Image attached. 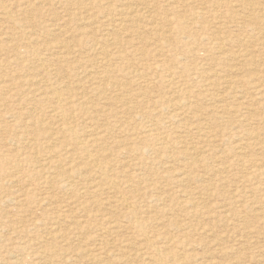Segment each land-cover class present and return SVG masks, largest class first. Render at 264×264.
<instances>
[{
	"label": "rangeland",
	"instance_id": "374dc122",
	"mask_svg": "<svg viewBox=\"0 0 264 264\" xmlns=\"http://www.w3.org/2000/svg\"><path fill=\"white\" fill-rule=\"evenodd\" d=\"M243 1L3 0L16 22L0 13V48L4 50L0 78L12 85L10 92L0 89V114L9 116L0 119V184L4 188L0 193L14 192L32 200L19 213L9 206L8 198L0 203V264H149L142 236L147 232L163 241L158 247L164 249L165 264H264V0H254L251 7V0ZM20 28L36 31L30 39L35 38L33 46L40 51L37 57L26 53L23 40L7 38ZM52 56L61 59L47 63L46 74L39 60ZM249 79L253 83L244 87L242 81ZM27 80L37 85H26ZM39 87L62 90L64 107L74 109L73 116L91 115L90 119L77 118L79 124L85 122L83 129L105 130L100 146L110 155V164L106 163L109 175L120 189L139 182L135 187L138 195L126 193L129 203L136 205L135 213L119 206L123 197L118 192L86 189L91 175L81 152H71L75 157L73 177L61 172L70 166H62L58 172L47 167L46 162L54 159L50 156L60 150L58 143L50 142L59 135L55 118L46 127H34L31 118L46 124L52 113L49 110L57 102L50 98L41 104L45 96L37 94ZM70 95L75 97L70 99ZM193 145L196 149L189 150ZM181 172L184 179L177 182L175 176ZM104 244L107 252L101 250ZM172 255L174 261H169Z\"/></svg>",
	"mask_w": 264,
	"mask_h": 264
},
{
	"label": "bare ground",
	"instance_id": "6f19581e",
	"mask_svg": "<svg viewBox=\"0 0 264 264\" xmlns=\"http://www.w3.org/2000/svg\"><path fill=\"white\" fill-rule=\"evenodd\" d=\"M25 1H27V0H25ZM38 1V0H37ZM173 1V0H172ZM187 1V0H186ZM191 1V0H190ZM243 1V0H242ZM245 1V0H244ZM243 1V2H244ZM249 0H247V2H248ZM252 1V2H251ZM249 3H248V5H250V7H251V5H254L255 3V1L254 0H251ZM258 1V0H257ZM6 2V1H5ZM180 2V1H179ZM186 3V2H185ZM170 4V3H169ZM172 4V3H171ZM247 4V3H246ZM245 4V5H246ZM29 5V4H28ZM129 5V4H128ZM183 5V4H182ZM174 6H175V4H174ZM187 6V5H186ZM255 6V5H254ZM15 7H17L18 8V6H15ZM21 7V5H19V8ZM22 7L23 8H25L23 5H22ZM130 7V6H129ZM247 7V6H246ZM10 8V7H9ZM70 8V7H69ZM68 8V9H69ZM244 8V7H243ZM253 8V7H252ZM16 8H13V10H15ZM179 9V8H178ZM177 9V10H178ZM255 9V8H254ZM263 9H264V7H263ZM128 10V9H127ZM180 10V9H179ZM245 10V9H244ZM250 10V9H249ZM252 10V9H251ZM15 11H17V10H15ZM27 11V10H26ZM25 11V12H26ZM124 11V10H123ZM19 12V11H18ZM23 13H24V11H22ZM125 12V14H126V11H124ZM124 12H122V13H124ZM246 12V11H245ZM248 12V11H247ZM0 13L4 16V18H6L8 21L10 20V21H15L16 22V16H14V15H12L11 13H10V10L8 9V6L6 5V4H4V2H3V0H0ZM14 14H15V12H13ZM26 13H31V11L30 12H26ZM129 13V12H128ZM134 13V12H133ZM237 13V12H236ZM243 13H244V11H243ZM253 13H255V12H253ZM259 13V12H258ZM261 13V12H260ZM259 13V14H260ZM17 14V13H16ZM20 14H21V11H20ZM25 14V13H24ZM131 13H129V15H130ZM134 14H136V15H138L137 13H134ZM218 14V13H217ZM261 14H263V13H261ZM2 15H0L1 17H2ZM22 15V14H21ZM28 15V14H27ZM30 16L32 15V14H29ZM214 15V14H213ZM224 15V14H223ZM226 15V14H225ZM234 15V14H233ZM237 14H235V16H236ZM255 15L257 16V13H255ZM264 15V14H263ZM262 15V16H263ZM26 16V15H25ZM24 16V18H27V17H25ZM123 16H124V14H123ZM135 16V15H134ZM138 16H140V15H138ZM234 16V17H235ZM233 17V16H232ZM239 17V16H238ZM258 17V16H257ZM260 17V16H259ZM3 18V19H4ZM19 18H21L20 16H19ZM30 18V17H29ZM108 18V17H107ZM120 18V17H119ZM134 18V17H133ZM136 18V17H135ZM225 18V17H224ZM247 17H245V19H246ZM255 18V17H254ZM5 19V20H6ZM31 19V18H30ZM126 18L124 17L123 19H121V22H123L124 20H125ZM237 19V18H236ZM81 20H83V19H81ZM242 21H243V19H241ZM261 20V19H260ZM263 21H264V19H262ZM261 20V21H262ZM2 21V20H1ZM7 21V22H8ZM17 21H20V20H17ZM84 21V20H83ZM242 21H239V22H242ZM256 22H258L257 20H255ZM260 21V22H261ZM25 22V21H24ZM127 22V21H126ZM255 22V23H256ZM20 23H22V22H19V24ZM12 24V23H11ZM26 24H30L29 22L28 23H26ZM7 25V24H6ZM21 25V24H20ZM121 25H123V24H121ZM9 26V25H8ZM11 26V25H10ZM9 26V27H10ZM13 26H14V23H13V25H12V29H14L15 30V28H13ZM18 27L19 25H16L15 24V27ZM25 26H27V25H25ZM24 26V27H25ZM29 26V25H28ZM106 26H107V24H106ZM116 26V25H115ZM153 26V25H152ZM21 27H22V25H21ZM57 27V26H56ZM55 27V28H56ZM59 27H61L60 25H59ZM58 27V28H59ZM121 27V26H120ZM124 27V26H123ZM28 28H30V26L28 27ZM117 28V27H116ZM9 29V28H8ZM10 29H11V27H10ZM22 29H24V28H20V30L21 31H19V32H10L9 34H8V37L7 36H5V37H7V38H10V40H16V39H20V40H23V44H25V47L22 45V47L23 48H25L26 49V53H29L30 54V56L31 55H33V56H36L39 52H37V50H36V48H35V46H33L34 44V42H35V38H34V41H33V39L31 38L30 39V37H31V33L34 35V33L36 32H28L27 30H22ZM60 29H62V28H60ZM113 29V28H112ZM31 30V29H30ZM43 30L45 31V29L43 28ZM54 29H52V31H53ZM114 31H115V29H113ZM55 31V30H54ZM58 31V30H57ZM48 32V31H47ZM2 33V32H1ZM39 33V32H38ZM45 34V33H44ZM49 34V33H48ZM6 35V34H5ZM36 35V34H35ZM43 35V34H42ZM50 35V34H49ZM1 36V35H0ZM3 36V35H2ZM38 35H36V37H37ZM41 36V34L38 36V38ZM45 36V35H44ZM47 36V35H46ZM46 36L45 37H43L44 39L46 38ZM6 38V39H7ZM219 38V37H218ZM42 39L40 38V41H41ZM214 40H216V39H214ZM17 41V40H16ZM42 42V41H41ZM40 42V43H41ZM46 42V41H45ZM38 43V42H37ZM44 43V42H43ZM43 43H42V45H41V47L43 46ZM48 43V42H47ZM63 43H64V41H63ZM66 43V42H65ZM13 44V43H12ZM18 44V43H17ZM32 44V45H31ZM45 44V43H44ZM220 44V43H219ZM69 45V44H68ZM56 46V45H55ZM21 47V46H20ZM19 47V48H20ZM40 47V48H41ZM65 47V46H64ZM5 48H7V47H5ZM16 48V46H13V49H15ZM53 49L55 48V47H52ZM9 49H10V47H9ZM12 48L10 49V50H13ZM53 49H52V51H53ZM68 49V48H67ZM16 50V49H15ZM21 50V49H20ZM51 50V49H50ZM50 50H48V51H50ZM62 50V49H61ZM68 52L69 51H71V50H67ZM80 51V50H79ZM3 52H4V50L3 49H1L0 48V56H2L3 55ZM11 52V51H10ZM12 52H14V51H12ZM41 52H42V50H41ZM46 52V51H45ZM81 52V51H80ZM6 53V52H5ZM16 53V52H15ZM54 53V52H53ZM62 53V52H61ZM71 53H72V51H71ZM14 54V53H13ZM20 54V53H19ZM18 54V55H19ZM40 54V53H39ZM47 54H49V53H47ZM59 54V53H58ZM76 54H77V51H76ZM55 55V54H54ZM77 55H79V54H77ZM92 55V54H91ZM4 56V55H3ZM6 56V55H5ZM23 56H24V54H23ZM42 56V55H41ZM45 56H47V55H45ZM37 57V56H36ZM43 57V56H42ZM48 57V56H47ZM82 57V56H81ZM20 59L22 58V56L21 57H19ZM29 58V57H28ZM39 58V57H38ZM63 58V57H62ZM8 59V58H7ZM23 59V58H22ZM61 59V57L60 56H52L51 58H47V59H45V60H39V65H40V67L45 71V73L46 74H48L49 73V68H48V64L50 65V62H57V61H59ZM83 59H85V58H83ZM1 60H3V59H1ZM0 60V61H1ZM10 60V59H9ZM24 60V59H23ZM251 61H254V60H252L251 59ZM250 61V62H251ZM21 62V61H20ZM19 62V63H20ZM33 62V61H32ZM90 62H91V60H90ZM12 63V62H11ZM15 63H16V61H15ZM18 63V62H17ZM48 63V64H47ZM59 63V62H58ZM88 63H89V61H88ZM1 64H3V63H1ZM0 64V67L1 66H3V65H1ZM13 64V63H12ZM5 66H7L6 64H5ZM35 66V65H34ZM37 66V65H36ZM38 67V66H37ZM2 68V67H1ZM4 69H6V68H4ZM3 69V70H4ZM3 70H2V72H3ZM56 72V71H55ZM13 74H15V73H13ZM12 74V75H13ZM2 75V74H1ZM38 75V74H37ZM58 75H60V74H58ZM65 75V74H64ZM9 76V75H8ZM27 76V75H26ZM26 76H24V77H26ZM48 76V75H47ZM56 77H57V75H55ZM62 76H63V74H62ZM1 77V76H0ZM42 77V76H41ZM55 77V78H56ZM9 78V77H8ZM8 78H7V80H8ZM52 78H54V77H52ZM64 78V77H63ZM39 80L41 79V78H38ZM12 80H13V78H12ZM42 80V79H41ZM45 80V79H44ZM57 80V79H56ZM52 81V80H51ZM70 81V80H69ZM73 81V80H72ZM9 82V81H8ZM6 83V81H5V79L4 78H0V89L2 90V91H5V90H9V92H10V88L12 87V85H11V87H10V85H9V83ZM12 82V81H11ZM46 82V81H45ZM44 82V83H45ZM243 82V86L245 87L246 86V84H249V83H253V80L252 81H250V79L249 80H246V81H242ZM19 83V82H18ZM26 83V85L27 84H29V85H33L34 83L31 81V80H27V82H25ZM24 83V84H25ZM33 83V84H32ZM40 83H42V82H40ZM65 83H67V82H65ZM36 85H37V82L35 83ZM34 84V85H35ZM55 84V83H54ZM17 85V84H16ZM19 85V84H18ZM17 85V86H18ZM22 85V84H21ZM25 85V86H26ZM56 85V84H55ZM65 85H67V84H65ZM118 85V84H117ZM180 85V84H179ZM258 85V84H257ZM39 86V85H38ZM63 86V85H62ZM181 86V85H180ZM253 86V85H252ZM19 87V86H18ZM28 87V86H27ZM37 87V86H36ZM43 87V86H42ZM183 87V86H182ZM258 87V86H257ZM29 88V87H28ZM255 88V87H254ZM261 88H263V87H261ZM34 89V88H33ZM40 89H42V91L40 90ZM62 89V88H61ZM64 89V88H63ZM67 89V88H66ZM256 89V88H255ZM13 89H11V91H12ZM25 90V89H24ZM222 90V89H221ZM27 91L28 90H26L25 92H26V94H27ZM36 91H38V93L37 94H39V95H43V96H45V98L44 99H42V100H40V102H41V104H43L42 103V101H45V100H47L48 101V99H50V98H52V99H54L56 102H57V107H54V108H51V110H49L50 111V113H51V116H50V121H48L46 124L43 122V121H41V120H39V119H37V117H32L31 119H33V125H34V127H41L42 125L43 126H45L46 127V125H48V126H50V124L52 123V120H53V118H55V122H54V125H55V129H57L58 130V132L57 133H59V135H58V137H56V138H53V137H51V135H53V133H51L50 132V130H49V132H50V134H49V137H51V139H50V142H52V144H56V143H58L59 145H58V148H60V150H58V151H56V152H54V156L53 157H51L50 156V158H54L53 160H51V161H49V162H46V164H47V167L48 168H50V169H52L51 171L52 172H55V170L58 172V171H60V169L62 168V166H70L69 167V170L68 171H61L63 174L62 175H66L67 177H73V175L72 174H74L73 173V170H71V166L73 167V163L75 162V157L71 154V152L72 151H74L75 152V150L76 151H78V152H81L82 154H84L87 158V165H88V171L90 172H88L90 175H91V178L89 179V177H88V179H89V183L87 184V186H86V189L87 190H89V191H91V192H93V193H96L97 191H101V192H103V191H112L113 190V192H118L119 194H121V196L123 197L122 198V200H120L119 202V206L121 207H123L124 208V210L125 209H127L129 212H130V214L132 213V212H134V209H135V207H136V205H133V204H130L129 202V198H127V196H126V193H130V194H132V193H135V194H139L138 192H137V189L135 188L136 186H137V184L139 183V182H133L131 185H136V186H131V187H129V188H126V189H122V187H121V189H120V187L118 186V183L109 175V171L111 170H109V167L106 165V163H109L110 164V161H108V157H110V155L109 154H104L102 151H103V149L104 148H101L102 146H100V144H101V142L104 140V132H105V130L104 129H100V130H96L95 128H91V129H88L87 127L88 126H85V128L83 129V127H84V124H85V122L83 123V125H81V124H79V122H78V119L77 118H82L81 120H84V119H90L92 116L90 115V116H84V114H82V113H79V115L78 116H73V114H72V112H71V110L72 109H70V107H68V109H67V107H64V101L66 100H64V98H63V96H64V92L62 91V90H59V88L57 87H49V88H47V90H46V88H37L36 89ZM68 91V90H67ZM34 92H35V90H34ZM179 92V91H178ZM207 92H210V91H207ZM213 92V91H212ZM227 92V91H226ZM2 93V92H1ZM5 93V92H4ZM8 93V92H7ZM219 93H222V91H220ZM219 93H218V96H219ZM6 94V93H5ZM29 94V93H28ZM217 94V93H216ZM30 95V94H29ZM36 95V94H35ZM39 95H37V96H39ZM213 95H214V93H213ZM225 95H227V94H225ZM212 96V95H211ZM215 96V95H214ZM2 97V96H1ZM34 97V96H33ZM70 97V99H72V98H74L75 97V95H74V97H73V95H70L69 96ZM69 97H65V98H69ZM258 98H260V97H258ZM30 99H31V97H30ZM37 100L38 99H41V98H36ZM215 99V98H214ZM217 99H219V98H217ZM222 99V98H221ZM32 100V99H31ZM34 100V99H33ZM81 100V99H80ZM84 100V99H83ZM82 100V101H83ZM87 100V102H89V100L88 99H86ZM223 100V99H222ZM221 100V101H222ZM30 101V100H29ZM39 101V100H38ZM78 101H79V99H78ZM217 101V100H216ZM220 101V102H221ZM67 102V101H66ZM79 102H81V101H79ZM78 102V103H79ZM224 102H226V101H224ZM223 102V103H224ZM47 103V102H46ZM49 103V102H48ZM179 103V102H178ZM32 104V103H31ZM36 104V103H35ZM54 104V103H53ZM225 104V103H224ZM33 105V104H32ZM65 105H66V103H65ZM178 105V104H177ZM243 105V104H242ZM39 106V105H38ZM37 106V107H38ZM77 106V105H76ZM179 106L181 107V105L179 104ZM30 107V106H29ZM216 107H218V106H216ZM33 108V107H32ZM31 108V109H32ZM36 108V107H35ZM77 108V107H76ZM176 108V107H175ZM84 108L82 107V110H83ZM92 109H94V108H92ZM218 109H220V108H218ZM222 109L225 111H227V108L225 107V106H223L222 107ZM13 110V109H12ZM11 110V111H12ZM29 110V109H28ZM74 110V109H73ZM72 110V111H73ZM178 110V109H177ZM230 110V109H229ZM233 110V109H232ZM14 111V110H13ZM30 111V110H29ZM32 111H35L34 109L32 110ZM31 111V112H32ZM77 111V110H76ZM87 111V110H86ZM89 111V110H88ZM235 111V110H234ZM237 111V110H236ZM16 112V111H15ZM90 112V111H89ZM17 113V112H16ZM180 113V112H179ZM224 113V112H223ZM227 112H225V114H226ZM231 113V112H230ZM236 113V112H235ZM4 114H7V112L6 113H4ZM4 114L3 115H1L0 114V119H2L3 117H6V116H8V115H6V116H4ZM31 114V113H30ZM173 114H175V113H173ZM183 114V113H182ZM11 115V114H10ZM13 115V114H12ZM11 115V116H12ZM15 116H16V114H14ZM23 115V114H22ZM172 115V114H171ZM176 115H177V113H176ZM231 115V114H230ZM10 116V117H11ZM21 116V115H20ZM18 116H16V118H17ZM22 117H24V115L22 116ZM84 117V118H83ZM172 117V119L174 118L173 116H171ZM176 117V116H175ZM181 117H183L182 115H181ZM7 118V117H6ZM8 118H9V116H8ZM15 118V117H14ZM26 118H27V116H26ZM179 118H180V116H179ZM30 119V118H29ZM28 119V120H29ZM49 119V118H48ZM129 120V119H128ZM127 120V121H128ZM131 120V119H130ZM21 121V120H20ZM20 121H18L17 123H19ZM23 121V120H22ZM51 122V123H50ZM132 122V121H131ZM195 122V121H194ZM16 123V122H15ZM27 123V122H26ZM212 123V122H211ZM232 122H230V124H231ZM13 124V123H12ZM29 124V123H28ZM53 124V123H52ZM123 124V123H122ZM193 124V123H192ZM208 124V123H207ZM214 124V123H213ZM233 124V123H232ZM21 125V124H20ZM80 125V126H79ZM129 125V124H128ZM211 125V124H210ZM13 126H14V124H13ZM126 126V125H125ZM201 126V125H200ZM215 126V125H214ZM184 127H186V126H184ZM197 127V126H196ZM213 127V126H212ZM5 128V127H4ZM4 128H1L2 130L1 131H3V130H5ZM7 128V127H6ZM14 128H16L15 126H14ZM21 128V127H20ZM24 128H26V127H24ZM33 128V127H32ZM52 128H53V126H52ZM90 128V127H89ZM8 129V128H7ZM17 129V128H16ZM28 129V128H27ZM41 129V128H40ZM196 129V128H195ZM201 129V128H200ZM216 129V128H215ZM18 130H19V127H18ZM21 130V129H20ZM109 130V129H108ZM51 131H53V130H51ZM217 131V130H216ZM5 132H8V131H5ZM16 132V131H15ZM46 132H47V128H46ZM249 132V131H248ZM10 133V132H9ZM9 133H7L8 135H9ZM18 132H16V134H17ZM22 133V132H21ZM32 133V132H31ZM108 133V132H107ZM2 134V133H1ZM15 134V133H14ZM18 134H20V132L18 133ZM24 134V133H23ZM28 135H29V133H27ZM33 134V133H32ZM42 134V133H41ZM44 134V133H43ZM42 134V135H43ZM159 134V133H158ZM210 134V133H209ZM212 134V133H211ZM210 134V135H211ZM218 134V133H217ZM25 135V134H24ZM40 135V134H39ZM54 135H56V134H54ZM7 136V135H6ZM10 136H13L12 134L10 135ZM32 136V135H31ZM33 136H35V135H33ZM32 136V137H33ZM44 136V135H43ZM42 136V137H43ZM137 136V135H136ZM164 136V135H163ZM209 136V135H208ZM15 137V139H17L16 138V136H14ZM36 137V136H35ZM34 137V138H35ZM40 137V136H39ZM41 137V138H42ZM138 137V136H137ZM214 138V137H213ZM218 138V137H217ZM36 139V138H35ZM35 139H34V142H35ZM139 139V138H138ZM142 139V138H141ZM158 139H163L164 141H165V139H164V137H159ZM13 140V139H12ZM29 140V139H28ZM157 140V139H156ZM160 140H159V142H160ZM163 140H161V141H163ZM205 140H207V139H205ZM204 140V141H205ZM218 140V139H217ZM24 141V140H23ZM31 141V140H30ZM33 141V140H32ZM31 141V142H32ZM43 141H45V140H43ZM49 141V140H48ZM134 141V140H133ZM158 141V140H157ZM213 141V140H212ZM222 141V140H221ZM50 142H49V145H50ZM185 142V141H184ZM199 142H200V140H199ZM39 143H41V142H39ZM46 143H47V140H46ZM104 143V142H103ZM102 143V144H103ZM122 143V142H121ZM120 143V144H121ZM164 143H166V142H164ZM172 143V142H171ZM25 144V143H24ZM45 144V143H44ZM51 144V145H52ZM126 144V143H125ZM163 144V143H162ZM173 144V143H172ZM171 144V145H172ZM200 144V143H199ZM18 145H19V143H18ZM30 145V144H29ZM28 145V146H29ZM33 145V144H32ZM122 145V144H121ZM165 145V144H164ZM169 145V144H168ZM186 145V144H185ZM185 145H181V146H185ZM191 145V144H190ZM198 145V144H197ZM203 145H205V144H203ZM23 146V145H22ZM24 146H26V145H24ZM40 146V145H39ZM113 146H115V145H113ZM117 146V145H116ZM119 146V145H118ZM117 146V147H118ZM21 147V146H20ZM19 147V148H20ZM27 147V146H26ZM25 147V148H26ZM31 147V146H30ZM48 147V146H47ZM116 147V148H117ZM121 147V146H120ZM119 147V148H120ZM203 147V146H202ZM244 147V146H243ZM246 147V146H245ZM24 148V147H23ZM28 148V147H27ZM34 148V147H33ZM42 148H43V146H42ZM116 148H114V149H116ZM118 148V149H119ZM171 148V147H170ZM201 148V147H200ZM32 149V148H31ZM40 149V148H39ZM48 149V148H47ZM106 149V148H105ZM118 149H117V151H118ZM181 149H184L185 151L188 149V147H182ZM193 149H196L195 148V146L193 145L192 146V149H189V150H192L193 151ZM3 150V149H2ZM33 150V149H32ZM121 150V149H120ZM177 150V149H176ZM203 150V149H202ZM246 150V149H245ZM244 150V151H245ZM249 150V149H248ZM6 151V150H5ZM183 151V150H182ZM185 151H183V152H185ZM188 151V150H187ZM247 151V150H246ZM245 151V152H246ZM2 152V151H1ZM94 152V153H93ZM194 152H197L198 153V150H196V151H194ZM49 153V152H48ZM99 153L100 154H102L105 158H106V160L105 159H103V156L100 158V156L98 157V155H99ZM128 153V152H127ZM185 153H187V152H185ZM5 154H6V152H5ZM27 153H25L24 155H26ZM113 154V153H112ZM192 154V153H191ZM199 154V153H198ZM39 156H41L40 154H38ZM4 156V155H3ZM6 156V155H5ZM20 156V155H19ZM7 157V156H6ZM10 157V156H9ZM25 157V156H24ZM114 157V156H113ZM118 157V156H117ZM122 157V156H121ZM178 157H180V156H178ZM182 157V156H181ZM180 157V158H181ZM194 157V156H193ZM1 159H3L2 158V155H1V157H0ZM5 158V157H4ZM32 158V157H31ZM136 158V157H135ZM138 158V157H137ZM188 158V157H187ZM192 158V157H191ZM19 159H20V157H19ZM33 159V158H32ZM47 158H43V160H46ZM77 159H79V157L77 158ZM182 159V158H181ZM8 160H11V159H8V157H7V161ZM26 160V159H25ZM27 160H29V159H27ZM31 160V159H30ZM29 160V161H30ZM83 160H85V159H83ZM138 160V159H137ZM184 160V159H183ZM263 160V159H262ZM5 160H3V162H4ZM34 161V160H33ZM259 161V160H258ZM3 162H1V164L3 163ZM11 162V161H10ZM15 162H17L16 160H15ZM19 162V161H18ZM28 162V161H27ZM32 161H30V163H31ZM80 162V161H79ZM141 162H143V161H141ZM250 162V161H249ZM13 163V162H12ZM26 163V162H25ZM182 163H183V161H182ZM198 163V162H197ZM256 163V162H255ZM263 161H262V165H263ZM14 164H16V163H14ZM40 164V163H39ZM85 164V163H84ZM111 164H113V162L111 163ZM202 164V163H201ZM11 165V164H10ZM17 165H18V163H17ZM43 165H45V164H43ZM115 165V164H114ZM132 165H134V164H132ZM132 165H130V166H132ZM138 165V164H137ZM137 165H135V166H137ZM143 165V164H142ZM200 165V164H199ZM206 165V164H205ZM6 165H4V167H5ZM16 166V165H15ZM22 166V165H21ZM85 166H86V164H85ZM110 166V165H109ZM134 166V167H135ZM187 166V165H186ZM255 166H257L256 164H255ZM258 166H259V164H258ZM17 167V166H16ZM15 167V168H16ZM35 167V166H34ZM139 167H143V166H139ZM194 167V166H193ZM138 168V167H137ZM199 168V167H198ZM205 168H206V166H205ZM20 169V168H19ZM207 169V168H206ZM218 169V168H217ZM263 169V168H262ZM11 170H13V169H11ZM24 170V169H23ZM38 170V169H37ZM117 169H115V171H116ZM191 170H192V168H191ZM220 170V169H219ZM224 170V169H223ZM258 170H260V169H258ZM76 171V170H75ZM82 170H79V173L81 172ZM83 171H85L84 169H83ZM87 171V170H86ZM133 171H135V170H133ZM263 171H264V169H263ZM6 172H8V171H6ZM18 172H19V170H18ZM26 172H28V171H26ZM42 172V171H41ZM76 172H78V169H77V171ZM185 172V171H184ZM187 172V171H186ZM255 172H256V170H255ZM260 172V171H259ZM261 172H262V170H261ZM3 173V172H2ZM14 173V172H13ZM84 173V172H83ZM204 173V172H203ZM253 173V172H252ZM1 174V173H0ZM5 174H8V173H5ZM27 174V173H26ZM25 174V175H26ZM34 174H35V172H34ZM55 174V173H54ZM78 174V173H77ZM81 174V173H80ZM84 174H86V173H84ZM134 174H135V172H134ZM138 174V173H137ZM189 174V173H188ZM192 174V173H191ZM2 175V174H1ZM24 175V174H23ZM58 175V174H57ZM89 175V176H90ZM118 175V174H117ZM136 175V174H135ZM252 175V174H251ZM255 175V174H254ZM12 176V175H11ZM78 176V175H77ZM24 177V176H23ZM32 177H34V176H32ZM37 177V176H36ZM51 177V176H50ZM50 177H49V179H50ZM136 177V176H135ZM176 178V181L178 180H182V179H184V173L183 172H181V173H178L176 176H175ZM179 177V178H178ZM200 177V176H199ZM25 178V177H24ZM84 178H86L85 176H84ZM116 178V177H115ZM178 178V179H177ZM20 179H22V178H20ZM29 179H30V177H29ZM34 179H36V178H34ZM52 179V178H51ZM50 179V180H51ZM54 179V178H53ZM66 179V178H65ZM65 179H64V181H65ZM97 179H99L100 181H98ZM132 179V178H131ZM1 180V179H0ZM3 180V179H2ZM40 180V179H39ZM71 180V179H70ZM69 180V181H70ZM98 181V182H96V181ZM21 181V180H20ZM48 181V180H47ZM95 181V182H94ZM119 181H121V180H119ZM131 181V180H130ZM129 181V182H130ZM133 181H134V179H133ZM177 181V182H178ZM14 182V181H13ZM56 182V181H55ZM86 182V181H85ZM94 182V183H93ZM122 182V181H121ZM120 182V183H121ZM146 182V181H145ZM144 182V183H145ZM64 183V182H63ZM152 183V182H151ZM183 183V182H182ZM9 184H12V183H9ZM15 184V183H14ZM20 184V183H19ZM24 184V183H23ZM27 184V183H26ZM71 184V183H70ZM147 184V183H146ZM148 184H150L149 182H148ZM154 184H155V182H154ZM180 184H181V182H180ZM1 185L2 184H0V191H1ZM40 185V184H39ZM67 185V184H66ZM65 185V186H66ZM189 185V184H188ZM187 185V186H188ZM3 186V185H2ZM5 186H6V184H5ZM11 186V185H10ZM18 186V185H17ZM23 186V185H22ZM44 186V185H43ZM62 186H63V184H62ZM64 186V187H65ZM147 186V185H146ZM152 186H154V185H152ZM7 187H9V186H7ZM15 187V186H14ZM27 187V186H26ZM68 187H71V186H69L68 185ZM76 187V186H75ZM201 187V186H200ZM212 187H214V186H212ZM6 188V187H5ZM11 188V187H10ZM23 188H25V186H23ZM44 188V187H43ZM73 188V187H72ZM194 188V187H193ZM256 188H258V187H256ZM4 189V188H3ZM2 189V190H3ZM7 189V188H6ZM35 189V188H34ZM69 189V188H68ZM71 189V188H70ZM116 189H118V190H116ZM195 189V188H194ZM216 190V189H215ZM255 190V189H254ZM259 190V189H258ZM150 191V190H149ZM207 191V190H206ZM29 192V191H28ZM186 192V191H185ZM190 192V191H189ZM255 192V191H254ZM14 193V192H13ZM13 193H9V194H7V193H3V192H1L0 193V203H2L3 202V200L4 199H6V198H8V200L11 202H9L10 204H9V206L11 205V208H12V210L15 212V213H19V211L20 210H22V209H24V207L25 206H30V203H31V200H32V197H22V195H20V194H13ZM70 193H72V192H70ZM90 193V192H89ZM104 193V192H103ZM148 193V192H147ZM150 193V192H149ZM209 193V192H208ZM13 194V195H12ZM29 194H31L30 192H29ZM34 194V193H33ZM85 194V193H84ZM190 194V193H189ZM197 194V193H196ZM12 195V196H11ZM107 195V194H106ZM109 195H111V194H109ZM113 195H115V194H113ZM133 196H135L134 194H132ZM150 195H152V194H150ZM25 196V195H24ZM99 196V195H98ZM154 196H155V194H154ZM80 197V196H79ZM138 197V196H137ZM157 197V196H156ZM45 198H47V197H45ZM81 198V197H80ZM133 198V197H132ZM180 198H181V196H180ZM48 199H50V198H48ZM71 199V198H70ZM117 199H119V198H117ZM162 199V198H161ZM160 199V200H161ZM166 199V198H165ZM185 199V198H184ZM108 200V199H107ZM132 200V199H131ZM36 201H38V200H36ZM46 201H47V199H46ZM146 201V200H145ZM157 201V200H156ZM159 201V200H158ZM162 201V200H161ZM181 201V200H180ZM33 202V201H32ZM34 202H35V200H34ZM105 202H107V201H105ZM116 202V201H115ZM136 202V201H135ZM29 203V204H28ZM36 203V202H35ZM40 203V202H39ZM108 203V202H107ZM139 203V202H138ZM181 203V202H180ZM257 203H259V202H257ZM264 203V202H263ZM5 204V203H4ZM34 204V203H33ZM90 204V203H89ZM141 204V203H140ZM260 204V203H259ZM32 205V204H31ZM107 206H109V205H107ZM118 206V205H117ZM182 206V205H181ZM185 206H187V205H185ZM41 207V206H40ZM100 207L101 206H99V209H100ZM142 207V206H141ZM3 208H5V207H3ZM29 208V207H28ZM185 208V207H184ZM183 208V209H184ZM107 209H109V208H107ZM136 209H138V208H136ZM139 209H140V206H139ZM60 210V209H59ZM24 211V210H23ZM27 211V210H26ZM54 211V210H53ZM112 211V210H111ZM166 211V210H165ZM171 211V210H170ZM22 212V211H21ZM32 212V211H31ZM164 211H162L161 212V214L163 213ZM30 213V212H29ZM122 213H123V211H122ZM135 213V212H134ZM137 213V212H136ZM160 213V212H159ZM13 214V213H12ZM20 214H22V213H20ZM26 214V213H25ZM31 214V213H30ZM36 214V213H35ZM34 214V215H35ZM124 214V213H123ZM122 214V215H123ZM129 214V213H128ZM133 214V213H132ZM7 215V214H6ZM11 215V214H10ZM14 215V214H13ZM16 215V214H15ZM125 215V214H124ZM127 215V214H126ZM30 216V215H29ZM110 216V215H109ZM61 217V216H60ZM67 217V216H66ZM7 218H8V215H7ZM18 218H19V216H18ZM36 218V217H35ZM68 218V217H67ZM163 218V217H162ZM14 219V218H13ZM70 219H73L72 217H70ZM132 219V218H131ZM135 219V218H134ZM136 220H137V218H136ZM19 221V220H18ZM9 222V221H8ZM70 222V221H69ZM110 222V221H109ZM112 222H113V220H112ZM131 221H129V223H130ZM133 222V221H132ZM63 223V222H62ZM128 223V224H129ZM133 223H135V221L133 222ZM137 223V222H136ZM138 227H140V230L142 231V229H143V224H142V222H140V221H138ZM18 224V223H17ZM32 224V223H31ZM72 224V223H71ZM103 224V223H102ZM131 224V226H135L136 227V225L135 224H132V223H130ZM89 225V224H88ZM104 225V224H103ZM31 226V225H30ZM72 226V225H71ZM100 226V225H99ZM102 226V225H101ZM147 226V225H146ZM4 227V226H3ZM38 227V226H37ZM67 227V226H66ZM7 228V227H6ZM114 228V227H113ZM132 229L134 228V227H131ZM145 228V227H144ZM85 229V228H84ZM107 229H108V227H107ZM110 229H112L111 227H110ZM135 230V229H134ZM139 230V229H138ZM42 231V230H41ZM54 231H55V229H54ZM98 231V230H97ZM136 231V230H135ZM147 231H149V230H147ZM146 231V232H147ZM50 232V231H49ZM53 232V231H52ZM100 232V231H99ZM150 232V231H149ZM148 233V232H147ZM146 233V234H147ZM15 234V233H14ZM29 234V233H28ZM138 234V233H137ZM139 234H141V232L139 231ZM138 234V235H139ZM145 233L144 234H142V236L144 237V239H145V242H146V248H144L143 250L144 251H146V258H148L149 259V264H165V262L166 261H168V259H167V257L164 255V253H163V250L164 249H162V248H160V247H158L159 245H160V241H162V240H158V239H160L159 237H157V236H149V235H146ZM98 235V234H97ZM137 235V236H138ZM22 236V235H21ZM53 236H54V234H53ZM140 236V235H139ZM142 236H141V238H142ZM16 237V236H15ZM56 237V236H55ZM99 237V236H98ZM97 237V238H98ZM152 237V238H151ZM2 238V237H1ZM14 239H16V238H14ZM57 239V238H56ZM110 239V238H109ZM125 239V238H124ZM127 239V238H126ZM163 239V238H162ZM55 240V239H54ZM95 240V239H94ZM98 240H100V239H98ZM113 240V239H112ZM122 240V239H121ZM20 241V240H19ZM27 241V240H26ZM31 241V240H30ZM89 241H91V240H89ZM101 241V240H100ZM100 241H98V242H100ZM104 241V240H103ZM108 241V240H107ZM111 241V240H110ZM118 241V240H117ZM124 241V240H123ZM126 241V240H125ZM124 241V242H125ZM2 241H0V243H1ZM22 242V241H21ZM37 242V241H36ZM97 242V241H96ZM124 242H123V244H124ZM127 242V241H126ZM163 242V241H162ZM23 243V242H22ZM33 243V241L30 243V244H32ZM43 243V242H42ZM89 243V242H88ZM109 243V242H108ZM131 243V242H130ZM134 243L136 244V242L134 241ZM140 243V242H139ZM142 243V242H141ZM158 243H159V245H158ZM25 244V243H24ZM29 244V245H30ZM51 244V243H50ZM65 244V243H64ZM94 244V243H93ZM101 244H103L102 242H101ZM118 244H120V243H118ZM122 243H121V245H123ZM127 244H129V241H128V243H126V245ZM132 244V243H131ZM130 244V245H131ZM135 244H133V245H135ZM163 244V243H162ZM23 245V244H22ZM45 245V244H44ZM49 245V244H48ZM92 245V244H91ZM126 245H123L124 247L126 246ZM28 246V245H27ZM33 247H34V245H32ZM46 246V248L45 249H49L50 251L52 250V248L50 247V246H48L47 247V245H45ZM136 246V245H135ZM142 246V245H141ZM144 246V245H143ZM39 247V246H38ZM37 247V249L39 250L40 248H38ZM93 247H95L94 245H93ZM97 247V246H96ZM95 247V248H96ZM105 247H107L106 246V244H104L103 245V247H101V250H102V248L104 249V250H106V252L108 251V249H105ZM130 247V246H129ZM129 247H128V249H129ZM132 247V246H131ZM134 247V246H133ZM15 248V247H14ZM59 248V247H58ZM87 248V247H86ZM108 248H110V247H108ZM120 248V247H119ZM121 248H123L122 246H121ZM94 249V248H93ZM100 248H98V250H99ZM125 249V248H124ZM134 249H136V248H134ZM137 249H140L138 246H137ZM83 250H85V249H83ZM82 250V251H83ZM97 250V251H98ZM104 250H102L103 252H105ZM121 250V249H120ZM119 250V251H120ZM130 250V249H129ZM150 250V251H149ZM54 251V250H53ZM72 251V250H71ZM96 251V252H97ZM118 251V250H117ZM136 251H138V250H136ZM149 251V252H148ZM10 252V251H9ZM13 252V251H12ZM66 252V251H65ZM101 252V251H100ZM142 252V251H141ZM140 252V253H141ZM45 253H47V252H45ZM45 253H42V254H45ZM51 253H52V251H51ZM68 253V252H67ZM89 253V252H88ZM143 253V252H142ZM13 254V253H12ZM32 254V253H31ZM49 254V253H48ZM95 254V253H94ZM9 255V254H8ZM20 255V254H19ZM22 255V254H21ZM53 255H54V253H53ZM103 255V254H102ZM102 255H100V256H102ZM52 256V255H51ZM60 256V255H59ZM99 256V255H98ZM97 256V257H98ZM27 257V256H26ZM54 257H56L55 255H54ZM89 257V256H88ZM104 257H106V256H104ZM103 257V258H104ZM174 255H172V257H171V259L169 260V261H174ZM211 257V256H210ZM17 258V257H16ZM43 258H44V256H43ZM58 258V257H57ZM61 258V257H60ZM63 258V257H62ZM99 259H100V257H98ZM102 258V260H104ZM12 259V258H11ZM14 259V258H13ZM75 259V258H74ZM74 259H72V260H74ZM85 259V258H84ZM92 259H94V257L92 256L91 258H90V260H92ZM106 259H107V257H106ZM32 261V260H31ZM34 261V260H33ZM38 261V260H37ZM64 261V260H63ZM38 262H40V261H38ZM44 262V261H43ZM42 262V263H43ZM52 262H55V261H52ZM99 262V261H98ZM207 262H209V261H207ZM100 263V262H99ZM98 263V264H99ZM6 264V263H5ZM17 264V263H16ZM43 264H45V263H43ZM46 264H50L49 262H47Z\"/></svg>",
	"mask_w": 264,
	"mask_h": 264
}]
</instances>
